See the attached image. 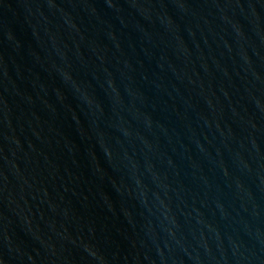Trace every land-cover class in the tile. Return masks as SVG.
Wrapping results in <instances>:
<instances>
[{
    "label": "water",
    "instance_id": "water-1",
    "mask_svg": "<svg viewBox=\"0 0 264 264\" xmlns=\"http://www.w3.org/2000/svg\"><path fill=\"white\" fill-rule=\"evenodd\" d=\"M0 264H264V0H0Z\"/></svg>",
    "mask_w": 264,
    "mask_h": 264
}]
</instances>
